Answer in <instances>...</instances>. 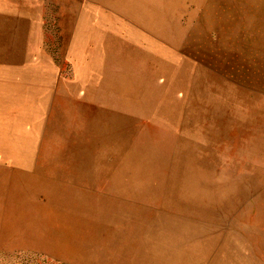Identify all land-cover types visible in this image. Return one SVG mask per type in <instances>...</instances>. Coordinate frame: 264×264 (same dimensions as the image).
<instances>
[{"label": "rangeland", "instance_id": "374dc122", "mask_svg": "<svg viewBox=\"0 0 264 264\" xmlns=\"http://www.w3.org/2000/svg\"><path fill=\"white\" fill-rule=\"evenodd\" d=\"M1 38L0 264H264V0H0Z\"/></svg>", "mask_w": 264, "mask_h": 264}, {"label": "crops", "instance_id": "0c3cea01", "mask_svg": "<svg viewBox=\"0 0 264 264\" xmlns=\"http://www.w3.org/2000/svg\"><path fill=\"white\" fill-rule=\"evenodd\" d=\"M0 49L1 50H4V47L8 45L7 42H5L4 40H0ZM3 52V51H2ZM1 52V53H2ZM119 72V71H118ZM104 84H106V82L104 81ZM32 88H33V85H32ZM142 96V95H141ZM111 100H119L123 103H121L120 105H117V104H112L110 105L112 111H114L116 114H119L120 113V116H128L127 112H124V111H127V110H132L134 109L135 112H137V114H142L144 110H141V108L144 107V104L143 103H140L144 100V97H140V96H130V95H120V96H117V97H112V98H109ZM108 100V99H107ZM125 101H131L132 103H129L128 106H125L124 105V102ZM106 109H107V106H106ZM142 112V113H141ZM136 114V113H135ZM127 120L124 119V118H121L120 117V131L121 132H126L125 130L123 131V129H125L124 127L126 126L127 124ZM117 127V126H115Z\"/></svg>", "mask_w": 264, "mask_h": 264}, {"label": "bare ground", "instance_id": "6f19581e", "mask_svg": "<svg viewBox=\"0 0 264 264\" xmlns=\"http://www.w3.org/2000/svg\"><path fill=\"white\" fill-rule=\"evenodd\" d=\"M4 112V111H3Z\"/></svg>", "mask_w": 264, "mask_h": 264}]
</instances>
